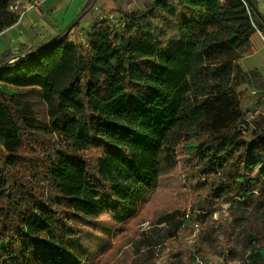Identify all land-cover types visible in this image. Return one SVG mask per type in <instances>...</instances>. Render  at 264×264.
I'll use <instances>...</instances> for the list:
<instances>
[{
    "label": "trees",
    "instance_id": "1",
    "mask_svg": "<svg viewBox=\"0 0 264 264\" xmlns=\"http://www.w3.org/2000/svg\"><path fill=\"white\" fill-rule=\"evenodd\" d=\"M12 1L0 0V33L15 20L9 10ZM154 5L153 19L172 20L166 41L158 23L137 19L131 30L112 21V25H93L87 45L73 41L68 29L27 58L13 63H8L9 54L0 58L4 166L10 168L17 162L16 153L26 135L38 131L30 127L28 116L16 114L25 111L15 100L16 87L43 90L50 114V127L43 132L57 137L62 146L48 155L51 144L43 142V154L35 156L46 159L37 169L47 173L58 192L47 203H27L20 193L23 190L19 191L21 185L10 181L0 168V212L17 215L9 234L0 231V264H80L73 257L72 219H63L57 211L90 216L98 213V202L132 207V197L158 181L161 159L172 164V151L184 140L209 135L213 149L230 147L222 169L234 172L230 161L238 153L246 172H255L253 177L235 174L236 183L258 186L264 180V121L249 139L240 138V127L250 113L241 110L236 91L250 77L236 63L241 55L237 50L256 32L254 24L264 26L257 3L155 0ZM179 7L198 17L180 15ZM92 146L102 148L93 167L84 156ZM199 148L211 165L212 150ZM244 184L246 196L252 189ZM175 213L160 221H172ZM3 234L11 240L6 242ZM221 247L218 251L224 258L236 252ZM259 253L264 257V248ZM199 255L200 250L192 251L177 264H198Z\"/></svg>",
    "mask_w": 264,
    "mask_h": 264
},
{
    "label": "rangeland",
    "instance_id": "2",
    "mask_svg": "<svg viewBox=\"0 0 264 264\" xmlns=\"http://www.w3.org/2000/svg\"><path fill=\"white\" fill-rule=\"evenodd\" d=\"M48 1L13 0L9 4V10L15 20L0 33V38L6 30L19 26L28 13L23 22L24 25L27 24L34 13L31 10L46 5ZM154 2L155 0H71L72 5L66 10L44 14L45 22L33 15L34 20L39 23L31 31L27 30L22 37L29 43L20 45L13 53L11 50L1 52L4 49L0 47V58L9 54L8 63L27 58L32 50L48 45L68 29L73 41L87 45L88 34L93 25H105L106 22L113 24L105 19L109 14L117 16L114 23L122 22L123 28L127 26L131 30L136 22L138 24L137 19L143 23H158L161 38L166 41L170 31L168 25L172 20L153 19ZM27 9L29 10L23 14ZM179 13L192 18L198 17L182 7H179ZM254 27L255 36L237 50V54L241 55L236 63L249 72L250 76L248 82L236 87L241 110L250 113L247 121L240 127V138L243 140L249 139L252 133L259 130L264 121V26L254 24ZM14 89L17 91L15 100L25 109L16 114L19 118L28 116L30 127L38 131L26 135L24 145L16 153L17 162L10 168L3 164L7 159V152L1 147L0 168L10 181L21 185L19 191L23 190L20 193L27 198V203H40L42 200L47 203L58 192L47 173L37 169L43 167L46 159L38 160L35 156L43 154V142L48 145L49 141L51 144L46 151L48 155L62 146L57 137L43 132L50 127L49 107L43 90L37 86ZM192 144H197V148L191 147ZM211 145L209 135H204L199 140L181 141L172 151V164H169L167 158L161 159L162 169L158 181L152 188L133 196L132 207H107L98 202V213L90 216L74 214L68 209H54L59 211L57 214L63 219H72L76 236L71 242L73 257L78 258L80 264H177L180 258L200 250L201 255L197 258L203 263L197 261L198 264H264V257L259 253V249L264 248V180L258 186L247 184L248 182L236 183L234 177L237 173L253 177L255 172H246L238 153L230 161L234 164L235 173L230 171L233 169L230 172L222 169L221 163L230 147L215 150ZM198 146L204 152L205 149L212 150L211 165L204 161L206 155L202 158ZM84 152L85 159L93 167L102 148L92 146ZM243 184L252 189L246 196L242 192ZM2 203L1 201L0 205ZM30 210L33 209L30 207ZM171 213H175L172 221H160ZM16 216L12 211L7 215L0 212V231L8 233L10 223ZM5 239L6 242L11 240L7 236ZM221 246H227L236 252L231 258L229 255L224 258L219 254Z\"/></svg>",
    "mask_w": 264,
    "mask_h": 264
},
{
    "label": "crops",
    "instance_id": "3",
    "mask_svg": "<svg viewBox=\"0 0 264 264\" xmlns=\"http://www.w3.org/2000/svg\"><path fill=\"white\" fill-rule=\"evenodd\" d=\"M253 1L257 3L259 12L264 16V0H253ZM72 3H71V0H49L46 5H40L39 7H37L36 9L34 8L31 11H34L33 15L40 17L41 20L45 22L44 19L46 17L44 14L48 12L53 14L56 11L66 10L69 6L72 5ZM33 15L31 17V20L28 21L27 24L25 25L23 24L24 18L26 17L25 16L22 19L19 26L8 29L2 33L3 36L0 38V47L4 50L1 52L11 50V52L13 53L20 47V45L29 43L28 40L22 39V37L25 35V32H27V30L31 31L35 26L38 25L39 22L37 20H34ZM255 34L256 33H254L251 36V38L254 37Z\"/></svg>",
    "mask_w": 264,
    "mask_h": 264
},
{
    "label": "built area",
    "instance_id": "4",
    "mask_svg": "<svg viewBox=\"0 0 264 264\" xmlns=\"http://www.w3.org/2000/svg\"><path fill=\"white\" fill-rule=\"evenodd\" d=\"M30 9V8H29ZM29 9H27V10H25L24 12H23V14H25ZM22 14V15H23ZM116 17L117 16H115V14H109V15H107L106 17H105V19L107 20V21H114L115 19H116ZM197 261L199 262V263H203L199 258H197Z\"/></svg>",
    "mask_w": 264,
    "mask_h": 264
}]
</instances>
